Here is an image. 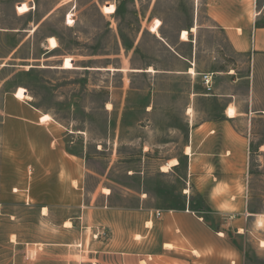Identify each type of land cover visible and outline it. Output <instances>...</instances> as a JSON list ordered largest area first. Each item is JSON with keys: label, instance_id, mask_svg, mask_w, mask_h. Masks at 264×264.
Wrapping results in <instances>:
<instances>
[{"label": "rangeland", "instance_id": "1", "mask_svg": "<svg viewBox=\"0 0 264 264\" xmlns=\"http://www.w3.org/2000/svg\"><path fill=\"white\" fill-rule=\"evenodd\" d=\"M227 8L242 13L240 0H0V264H146L147 212L264 214V118L244 113L264 110V59L251 84L249 56L211 28ZM58 154L75 193L44 192ZM249 237L245 264H264Z\"/></svg>", "mask_w": 264, "mask_h": 264}, {"label": "crops", "instance_id": "2", "mask_svg": "<svg viewBox=\"0 0 264 264\" xmlns=\"http://www.w3.org/2000/svg\"><path fill=\"white\" fill-rule=\"evenodd\" d=\"M240 1L242 9L240 16L234 18L231 9L227 8L219 17L211 15L213 21L211 28L225 31L231 38L235 49L249 56L247 78H251L252 84L255 69L260 66L264 59V0ZM191 30L195 31L196 29L192 28ZM238 113V106L233 104H229L224 109V115L228 120L236 119ZM244 113L250 115L251 119L254 114H257L259 118H264V110H254L250 107ZM30 118L32 120L30 126H34V129L42 131L49 129L50 125L44 127L43 124L45 123L40 121L41 116L33 113ZM21 124L26 125V123ZM210 142L212 143L213 140L210 139ZM187 150L190 152L187 153ZM186 156L192 157L189 147L186 149ZM57 159L65 162V169L63 171L61 166H58L56 176H51L52 181L50 183L45 182L46 189L44 192L49 194L75 193L74 183L78 189L81 179L74 166L66 161L61 154L57 155ZM170 167L172 166H169L168 163L161 170L166 172ZM164 168L167 170L165 171ZM32 192L36 193L37 190L32 189ZM238 205L242 211L238 215L240 217L233 215L232 212L223 211L201 214L188 210H166L161 211V216L155 218L153 217L155 211L147 212V219L144 220L146 233L149 235L150 230H152L157 237H146V240L149 238V247L146 248V251L149 250L145 260L146 264H245V257L251 240L249 234L256 230L258 242L256 248L257 250L264 249V246L261 245L264 242V229H262L264 214H251L247 210L245 201L239 202ZM259 221L262 226L257 227ZM149 223L152 224L151 227L147 226ZM132 240L138 242L134 237Z\"/></svg>", "mask_w": 264, "mask_h": 264}, {"label": "trees", "instance_id": "3", "mask_svg": "<svg viewBox=\"0 0 264 264\" xmlns=\"http://www.w3.org/2000/svg\"><path fill=\"white\" fill-rule=\"evenodd\" d=\"M192 28H193V27H191L190 29H192ZM146 32H147V31H145L144 33H146ZM188 32H189V34H190V36H191L190 30H188ZM139 33H140V31H138V34H137V35H139ZM161 34H162V39H161V41L164 42V43H168L166 37L163 35L162 32H161ZM136 39H137V37H135V38L133 39V44H132V46H130V45L124 43V44H123L124 47H125V48H126V47H127V48H133ZM58 41H59V40H58ZM58 45L62 46L63 43H62L61 41H59V44H58ZM33 70H35V68H31V69H30V72H32Z\"/></svg>", "mask_w": 264, "mask_h": 264}, {"label": "built area", "instance_id": "4", "mask_svg": "<svg viewBox=\"0 0 264 264\" xmlns=\"http://www.w3.org/2000/svg\"><path fill=\"white\" fill-rule=\"evenodd\" d=\"M212 80H213V77H211L210 75L204 76V82L206 83V86L208 88H210ZM154 215H155V217H160L161 216V211H156Z\"/></svg>", "mask_w": 264, "mask_h": 264}, {"label": "bare ground", "instance_id": "5", "mask_svg": "<svg viewBox=\"0 0 264 264\" xmlns=\"http://www.w3.org/2000/svg\"><path fill=\"white\" fill-rule=\"evenodd\" d=\"M189 152V151H188ZM167 169H165V171H166ZM168 171V170H167ZM166 171V172H167ZM108 192H109V190H108ZM105 193V192H104ZM44 210V209H43ZM44 212V211H43ZM47 213V212H46ZM259 226H262V223L261 222H259Z\"/></svg>", "mask_w": 264, "mask_h": 264}]
</instances>
